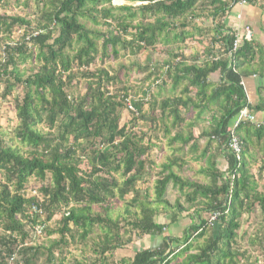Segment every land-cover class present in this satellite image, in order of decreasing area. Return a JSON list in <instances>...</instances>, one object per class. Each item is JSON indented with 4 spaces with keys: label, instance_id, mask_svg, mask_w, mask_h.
I'll list each match as a JSON object with an SVG mask.
<instances>
[{
    "label": "trees",
    "instance_id": "16d2710c",
    "mask_svg": "<svg viewBox=\"0 0 264 264\" xmlns=\"http://www.w3.org/2000/svg\"><path fill=\"white\" fill-rule=\"evenodd\" d=\"M124 1L145 4L36 0L31 14L0 13V101L12 97L16 121L10 134L0 129V264H37L40 256L42 264H64L69 244L82 248L90 241L95 258L90 264H108L116 252L147 237L151 246L122 257L119 264H264V129L248 122L235 128L239 161L226 146V130L243 109L264 121V85L250 103L241 84L253 76L264 81V50L239 38L232 52L235 32L222 23L228 2ZM7 2L0 0V9ZM196 20L211 27L200 29ZM195 36L205 40L198 43L201 55L186 56L185 42ZM159 46L164 60L154 68L149 60L144 69L138 66L146 73L144 82L154 83L141 88L136 99L120 81L119 70L106 62L135 59ZM80 83L84 94L74 95ZM118 84L123 86L109 89ZM191 113L193 120H186ZM203 117L205 127L198 124ZM193 129L200 133L196 138ZM202 138L207 140L202 158L212 142L214 150L225 153L224 171L214 168L212 158L199 170L208 184L178 173L184 166L182 149L194 151ZM160 140L171 155L150 187L136 189L151 179L150 154L160 149L155 143ZM31 180L39 187L29 188ZM170 185L186 206L179 198L174 203L165 199ZM113 201L126 203L115 219ZM32 205L41 217L30 214ZM215 212L216 227H209ZM166 214L167 223L159 221ZM183 214L195 215L197 224H189L180 238L163 237ZM57 215V228L50 229ZM39 225L44 229L37 237L34 227ZM96 229L100 234L91 240ZM207 229L211 236L197 246ZM43 235L58 239L32 247ZM79 252L84 257V248Z\"/></svg>",
    "mask_w": 264,
    "mask_h": 264
},
{
    "label": "rangeland",
    "instance_id": "374dc122",
    "mask_svg": "<svg viewBox=\"0 0 264 264\" xmlns=\"http://www.w3.org/2000/svg\"><path fill=\"white\" fill-rule=\"evenodd\" d=\"M7 3L8 4L6 5V7H3L0 9V13H4L7 16H24L26 13H29V14L33 13L35 5H36V0H8ZM136 3H138V2H135V3L125 2L124 5L130 4L132 6H136ZM257 4L259 7H261V6L264 7L263 0H257ZM14 38H18V34L14 35ZM204 39H203V41H205ZM194 43H195V41L193 42V40L188 41L187 44L185 45V49L187 50V49L192 48L193 51L196 50L197 45L190 46L191 44H194ZM200 45H202V44L200 43ZM200 45H199V47H201V49H202L203 46H200ZM165 57H166V55L163 52V48H161L159 46L155 49V51H153V52L151 51V53H148L147 55L144 54L143 56L137 57L135 59H122L118 63H113L111 61H108V62H106L107 64L105 66L110 64V67L113 68V70L115 72L119 70L120 81L121 82L126 81L125 84L132 88L131 93H133L135 95V98L137 99V98H141V95H140V89L141 88H146V87L150 86V83H154L152 81V79H150L148 82H146V81L144 82V79L146 77V73L138 71L137 70L138 66H139V68L144 69V67L147 65V63L150 62V64H148V66H150V68H151V65H153V68H154V66L157 63H160L162 60H164ZM148 60H149V62H148ZM133 62L135 63V67L131 65ZM97 66H98V64H97ZM119 66H121V69L119 68ZM122 86H123L122 84L121 85L118 84L116 86H110L109 89L111 91L112 90L116 91V89L121 88ZM73 94L74 95H83L84 94L83 83H80L78 85V87L75 90H73ZM174 94L178 95V91H176ZM16 95H18V91H16L13 96H16ZM164 95L166 97L170 96L169 85H167L165 87ZM12 100L13 99L11 97L7 100V102L0 101V129L6 134H10L12 129L14 128V126L16 124V121L14 118ZM122 117H125L124 118L125 122L128 120V115H126V113H123ZM193 117H194V115L192 113L188 114L186 116V118H187L186 120H193ZM206 120L207 119L205 117H203V118L198 120V124L202 127H205L206 124H204V122ZM141 126H142V124H141ZM143 131H146V127H144ZM192 132H193L194 138H196L200 134L198 129H193ZM160 134L163 135V132L160 131ZM155 143L157 144V146L160 149L159 150L157 148L152 149L153 151L151 152L150 155H151V159H152L151 161L154 162V167L152 168L151 179H149L148 183L147 184L145 183L144 185H142L143 183H141V182L137 183L136 189L139 187H143L141 189V191L144 190V188L150 187L152 185L151 180L152 179L154 180L156 178V174L158 172H160L159 170L161 169V165L164 164L166 162V159L171 155V152L168 148H166V144L164 141L160 140V142H155ZM206 145H207L206 138H202V139H199V141L197 142L196 149L194 151H191L188 146H186L184 149H182L179 156H180V158L181 157L183 158L184 166L181 169V171L180 170L178 171V173L182 179L198 181L202 184H208L210 182L207 179V177L199 174L200 169H202L206 166L208 167V165L205 164V157L204 158L201 157V153L204 151V148L206 147ZM208 148L209 149L215 148L214 143L212 142L211 144H209ZM255 170H256V168L253 169V171H255ZM259 184L262 185V182ZM28 186L31 189H36L39 187V183L34 181V180H31L29 182ZM33 191L34 190H32L30 192L34 194L35 192H33ZM149 194H151L150 190H149ZM130 198H131V195H129L128 199H130ZM177 198H179L180 203H182L183 206H186L184 199H182V197H180L179 193L175 190H172L171 185L168 186L167 190L165 192V199L170 203H174ZM112 203H113V207L111 210V217L113 219H115V218H117V216H120V215L122 216L123 215V209L125 208L126 203H121V202H116V201H113ZM189 215L191 216V219H187V220H189V221L191 220L190 221L191 223L188 222L187 220H183L180 223L181 227L178 229V232L174 233L176 231V230H174V226L170 227L171 228L169 231L170 234L173 233L174 237L180 238L183 236V234H184L183 232H184V230H186V228L188 227L189 224H196L197 220L195 219V217L191 214H189ZM199 215H200L201 219L206 220L208 218V215H206L205 213H200ZM185 216L188 218L187 214H183V217H185ZM246 217L247 216L245 215V217H244L245 220L243 221V226L245 225V221H247ZM58 221H59V215H57L53 218V220L48 224V227L50 229H56ZM165 222L167 223V221H165ZM251 227H252V224H250V226H249L250 230H251ZM215 230H216V228H215ZM241 230H242V228H241ZM214 231H213V233L215 234ZM99 234H100V231H98L97 229L94 230L92 237H91V240H95L96 236ZM167 234H168V232L165 231L163 234V237L167 236ZM210 236H211V231H210V229H207L205 232V237L202 238L201 240L196 241V243H197L196 245L197 246L203 245L204 239L206 240ZM57 239H58L57 235H52L50 238H47V236L43 235L41 239H39V240L36 239L35 242H33V244L31 246L36 247L40 244V246L46 247L50 241H55ZM143 239H146V238H143ZM143 239H140V240L137 239L136 241H132V243L128 247H125L124 249L116 252L114 254V256H112V258L108 259L107 263L108 264H113V263L119 264V260L122 257L128 258L131 256L132 252H134L135 250L138 251L141 248H146V246L148 245L147 244L148 242L143 240ZM90 244H91V241L86 243L84 246H82V248H84V254H83L84 257H81V254L79 252V249H82L80 245H77V246L75 245V247H74V246H71V244H69L66 247V250L64 253V257H65L64 264H73V263H77V262H81L80 264L92 263V261L95 258H94V255L91 253L92 248H91ZM194 252L195 251H193V250L191 251V253H194ZM55 257H57V254H55ZM18 258L20 259V257H18ZM38 259L39 260H38L37 264L44 263V260H45L44 256H40ZM182 260H183V258H180L179 262Z\"/></svg>",
    "mask_w": 264,
    "mask_h": 264
},
{
    "label": "crops",
    "instance_id": "0c3cea01",
    "mask_svg": "<svg viewBox=\"0 0 264 264\" xmlns=\"http://www.w3.org/2000/svg\"><path fill=\"white\" fill-rule=\"evenodd\" d=\"M205 2H209L212 0H204ZM217 1H222V2H228L230 7L226 15L222 19V23L224 25V28L227 30H230L232 32H235V35H237L240 38H243L246 41H252L254 42L257 46L262 48L264 50V7H259L257 4V0H254L252 4L246 2H237L236 4L234 2L231 3V0H217ZM210 23L208 21H203V20H196L195 21V26L203 29V28H210ZM249 32V37L248 39H245V33ZM212 33H210V36ZM207 39H209V37ZM206 39V38H205ZM206 39V40H207ZM190 41L189 39L185 42V45L187 42ZM195 41L194 44L192 45H197V49L193 51V49H184V53L186 56H193V55H201V52L203 48L199 47L198 43H201L203 41V38H198L195 36L193 38V42ZM242 86L244 87V91L250 101V103L255 101L256 98V92L257 89L259 88L260 85H264V81L259 80L255 76L249 77L245 79L243 82H241ZM225 153L216 151L213 149H209L206 154H205V164L208 165V162L210 158L213 159L214 163V168L219 170V171H224L226 168V163H225ZM207 167V166H206ZM206 167L202 169H206ZM195 219L198 221V218L193 215ZM169 219L168 215H161L159 221H167ZM191 219V216L188 218L185 216L184 218H180L174 225V230H176L174 233L178 232V229L181 227L180 223L183 220ZM190 222L189 220H187ZM196 222V221H195ZM191 223V222H190ZM197 224V223H196ZM170 226L165 230L168 232L167 237L172 238L173 233L170 234ZM183 232V231H182ZM147 241L148 245L146 247L151 246L152 240L147 237L146 239H143ZM155 242V240H154ZM142 249V248H141Z\"/></svg>",
    "mask_w": 264,
    "mask_h": 264
},
{
    "label": "built area",
    "instance_id": "2783aa9c",
    "mask_svg": "<svg viewBox=\"0 0 264 264\" xmlns=\"http://www.w3.org/2000/svg\"><path fill=\"white\" fill-rule=\"evenodd\" d=\"M247 0H239V2H246ZM111 4L113 6L119 7L125 4L124 0H111ZM145 4V2H138L136 3V6H141ZM245 39H248L249 32L245 33ZM240 37L235 35V39L232 43V52H235L238 47V40ZM131 109V107H129ZM240 122H248L254 129H264V121L261 119H258L255 115L252 113H249L246 109H243L236 117V119L233 121L232 125L227 128L226 132L228 134V140L226 143L227 149L229 152L234 156L236 161H239L240 155H241V143L237 136L234 134L235 128L240 124ZM30 214H37L41 217L42 213L37 208V206L32 205L30 208ZM219 216V213L215 212L209 216L208 219V226L213 227L217 221V218ZM43 226H36L34 227V235L40 236L43 233ZM13 261V258L10 259V262Z\"/></svg>",
    "mask_w": 264,
    "mask_h": 264
}]
</instances>
